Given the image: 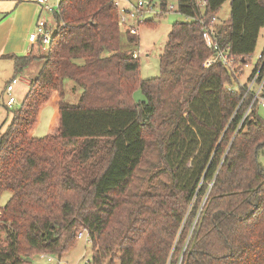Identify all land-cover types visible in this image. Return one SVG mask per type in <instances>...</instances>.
Listing matches in <instances>:
<instances>
[{
  "label": "trees",
  "instance_id": "obj_1",
  "mask_svg": "<svg viewBox=\"0 0 264 264\" xmlns=\"http://www.w3.org/2000/svg\"><path fill=\"white\" fill-rule=\"evenodd\" d=\"M176 1L191 19L172 23L151 78L121 45L112 0H59L50 12L41 70L0 130V196L10 193L0 205V264H32L40 252L60 258L80 228L90 236L86 264H264L256 157L264 117L254 104L240 122L249 98L237 107L236 84L264 25V0H229V18L214 24L234 70L202 65L213 48L196 19L216 16L226 0ZM161 9L157 16L165 0ZM125 32L136 44V32ZM10 57L16 73L33 58ZM67 81L76 102L66 100ZM135 88L144 99L133 100ZM47 103L50 124L36 137ZM148 155L160 167L147 187H129Z\"/></svg>",
  "mask_w": 264,
  "mask_h": 264
},
{
  "label": "rangeland",
  "instance_id": "obj_2",
  "mask_svg": "<svg viewBox=\"0 0 264 264\" xmlns=\"http://www.w3.org/2000/svg\"><path fill=\"white\" fill-rule=\"evenodd\" d=\"M31 5V8H34L35 2L34 0H26ZM59 0H49L52 3L54 8H56L57 2ZM137 0H121V4H127L128 2H135ZM153 3V7L151 9L144 10L143 17L148 18L150 20L145 22L134 23L136 27V36L137 43L132 44L126 40V32L125 27H120V40L121 45L124 49H130L139 54V76L141 78H151L156 77L160 73V57L163 54L165 44L168 40V32L170 27L174 21H186L190 20L191 17L186 16L176 10L177 1L176 0H165V6L167 10L163 15L157 16L161 11V0H151ZM169 5H172V8H169ZM38 6H36L35 11V19L38 14ZM153 10V11H151ZM156 13V14H154ZM41 15L45 18L48 25L52 28L54 27L53 15L50 12H43ZM230 15V4L229 0H226L222 3L218 12L216 14L217 21L223 22L228 19ZM131 22L134 20L131 19ZM34 30V27L31 28ZM19 33L15 38L20 42H25L28 36V30L25 27L16 31L15 34ZM264 46V25L260 28L258 37L256 40V44L253 50V54L251 56V61L249 64L243 67V73L240 75L239 80L243 81L249 72L252 70L254 63L256 62L257 55L261 52ZM7 48V47H6ZM27 45L19 49H15L13 51L14 55H23V53L27 52ZM145 51H148L146 54ZM47 55L46 51L43 50L41 56L38 57L36 55L35 59H32L30 63L26 64L23 70L19 73L15 71V62L11 57H1L0 58V97L3 94V98L5 97V93H2V90L7 81H9L12 75L21 76L22 80L14 86L13 93L16 96L17 102L10 108H7L2 100L0 99V130H4L7 124L10 122L12 117V108L19 107L23 99L25 98L27 92L30 89V85L28 84V80L35 79L41 70L40 63L45 59L44 57ZM70 82H66L67 93L66 100L69 102H76L79 96V90L75 92H71L68 89ZM132 98L134 101H139L144 99V96L140 89L135 88L132 91ZM259 114L264 117V106L258 107ZM53 114V106L51 103H47L44 105L39 113V119L37 125L33 130V134L36 137H42L46 134L50 120ZM257 161L264 171V149L261 148L257 151L256 154ZM145 160V161H144ZM141 170L137 173V176L131 180L129 183V187H147L149 185L148 175L150 171H154L158 167H160L157 159L153 155H148L144 157L141 164ZM10 196L9 192H3L0 196V205H3L8 197ZM61 260H63L66 264H86L91 259V244L89 241H86L84 238L76 239L74 244L69 248L66 252L59 256ZM32 264H54V261H47L45 258H41L38 254H34L31 257Z\"/></svg>",
  "mask_w": 264,
  "mask_h": 264
},
{
  "label": "built area",
  "instance_id": "obj_3",
  "mask_svg": "<svg viewBox=\"0 0 264 264\" xmlns=\"http://www.w3.org/2000/svg\"><path fill=\"white\" fill-rule=\"evenodd\" d=\"M199 1L202 3L204 2V0ZM35 2L41 9L47 12H52L55 9L53 7L54 5L50 3L49 0H35ZM112 2L118 7L119 10L118 24L121 27H125V30H129L131 32L137 31L134 23H139L145 19V17H143L144 10L151 9L153 7L151 0H137L135 2H128L124 5L121 4V0H112ZM172 7V5H169V8ZM166 10L167 8L165 11ZM131 19L134 20V22H131ZM196 19L201 23V32L205 45L209 48H213V52L203 60L202 65L207 67L215 63H221L234 70V68H232L233 59L227 55L225 50L219 47L214 37V24L218 22L217 17L212 16L209 20H204L203 17ZM52 33V27L47 24L44 17L40 16L35 22L34 30L29 33L28 40L31 42L37 41L39 47L46 49L52 40ZM145 52L148 54V51ZM138 56L139 54L137 52H133V57ZM19 80V77L13 76L4 86V104L8 108L12 107L16 103L15 94L13 93V86ZM236 84L237 86L243 88L242 97L237 107H239L245 98H249L248 104L240 120V122H242L254 104H256L258 107L264 106V46L261 52L258 53L256 62L254 63L253 68L247 77L243 81L238 79ZM81 238H84L86 241L90 242V236L85 228H80L76 232V239ZM38 255L41 258H45L47 261H54V264H66L63 260H61V258H58L51 253L40 252Z\"/></svg>",
  "mask_w": 264,
  "mask_h": 264
},
{
  "label": "crops",
  "instance_id": "obj_4",
  "mask_svg": "<svg viewBox=\"0 0 264 264\" xmlns=\"http://www.w3.org/2000/svg\"><path fill=\"white\" fill-rule=\"evenodd\" d=\"M33 2H35V0ZM29 3L31 2H27L26 0H0V58L1 57L9 58L10 55H14L13 51L15 49H19L21 47L23 48L25 44L27 45L28 51L23 53V55H31L33 57L32 59H35L36 55H39V53L42 55L43 49L38 46L37 41L34 42L29 41L28 36L25 42L24 41L20 42L18 39L15 38L19 34V33L15 34L16 31H19V29L22 27L27 28L29 33L32 32L31 28L35 26V22L37 18L40 16L43 17V15L41 14L45 12V10L41 9L36 2L34 8L33 7L31 8V5ZM36 6H38L37 8L39 9H38L37 18L34 21L36 14L35 13ZM31 60L30 62H32ZM40 65H42V62L40 63ZM13 76L16 75L14 74L12 75V77ZM17 77H19L20 79L17 82L19 83L22 80V77L20 75ZM30 81L31 80L27 81L28 84L30 83ZM17 83H15L14 86ZM14 86H13V91H14ZM2 93H4V88L2 90ZM2 95L3 94H1L0 99L4 103L5 97L3 98Z\"/></svg>",
  "mask_w": 264,
  "mask_h": 264
}]
</instances>
